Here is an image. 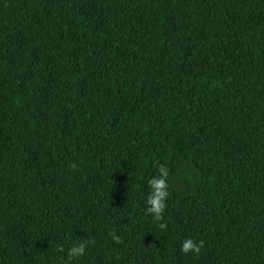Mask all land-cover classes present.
<instances>
[{"label": "trees", "instance_id": "obj_1", "mask_svg": "<svg viewBox=\"0 0 264 264\" xmlns=\"http://www.w3.org/2000/svg\"><path fill=\"white\" fill-rule=\"evenodd\" d=\"M0 264H264V0H0Z\"/></svg>", "mask_w": 264, "mask_h": 264}, {"label": "clouds", "instance_id": "obj_2", "mask_svg": "<svg viewBox=\"0 0 264 264\" xmlns=\"http://www.w3.org/2000/svg\"><path fill=\"white\" fill-rule=\"evenodd\" d=\"M72 167H75V165H72ZM168 169L164 166H161L159 168V175L151 178L148 181V184L151 188V193L147 199V204L150 206L148 208V212L151 214H154L155 218L157 220L162 219V213L165 209V200L167 196L169 195L167 188V177H168ZM160 227L166 228L165 224H161ZM113 240L117 243H120V237L116 236L115 234H112ZM204 242L199 241L198 243L194 241L193 239L189 238L186 239L181 247V251L185 254L192 252L194 254H199L201 251V248L203 247ZM85 250V243L81 242L80 244L71 247L68 252L67 256L69 261L74 257L82 256ZM60 251H64L63 247H60Z\"/></svg>", "mask_w": 264, "mask_h": 264}]
</instances>
